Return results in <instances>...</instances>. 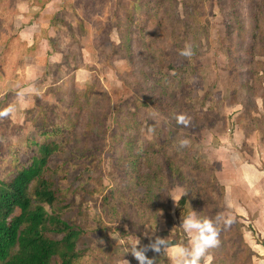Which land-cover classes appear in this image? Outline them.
<instances>
[{"label": "rangeland", "instance_id": "1", "mask_svg": "<svg viewBox=\"0 0 264 264\" xmlns=\"http://www.w3.org/2000/svg\"><path fill=\"white\" fill-rule=\"evenodd\" d=\"M186 43L191 59L179 55ZM247 47L253 57L244 55ZM29 88L39 94L18 96ZM261 97L264 0H0V110L16 107L0 119V181L30 163L31 142L61 127L48 138L59 149L44 177L61 195V219L82 230L75 264H138L124 251L136 237L142 246L157 236L188 245L181 220L205 208L206 217L240 219L257 263L263 250L256 245L264 247L257 220L264 183L253 179L257 166L264 169ZM181 113L190 127L176 124ZM182 138L191 143L179 149ZM138 177H148L145 186ZM113 188L119 195L106 200ZM174 197L206 206L179 208ZM146 255L170 264L166 253Z\"/></svg>", "mask_w": 264, "mask_h": 264}, {"label": "trees", "instance_id": "2", "mask_svg": "<svg viewBox=\"0 0 264 264\" xmlns=\"http://www.w3.org/2000/svg\"><path fill=\"white\" fill-rule=\"evenodd\" d=\"M254 38L256 39V36ZM244 55L253 57L255 53L252 48L247 47ZM248 66L249 63H244L241 68L246 69ZM261 99L264 101L262 97ZM76 103L77 100L74 99L71 107ZM60 129L59 125H54L50 133H43L45 137L43 143L31 142L35 150L32 151L30 163L18 168L9 181H0V264H55V259L60 261L59 264H75L80 257L76 251V242L82 230L61 219L59 213L65 208L61 205V195L51 189L52 184L44 177L50 157L59 149L58 143L48 138L56 136ZM165 142L166 140L158 145L161 146L159 150L166 146ZM191 160L197 166L201 163L193 157ZM201 171H207V168L203 167ZM212 177L209 175L206 181H213ZM145 179L138 177L137 181L142 180L138 184L145 186ZM192 185L189 189L195 194V187ZM220 189L221 207L224 208L225 188L221 186ZM117 195H119L118 191L113 188L109 191L106 200H113ZM187 202L193 209L200 205L206 206V203L198 204L184 197L180 198L177 206L181 208ZM46 207H49L50 213L47 212ZM210 212L209 208H205L198 215L206 217ZM243 229V224L237 218V222H233L230 228L221 232L220 246L210 250V254L214 257L213 264H252L254 253L245 243ZM48 233L60 235L62 239L52 240L47 237ZM231 241L234 244V255H231L232 247L228 245ZM236 250L241 253L237 254Z\"/></svg>", "mask_w": 264, "mask_h": 264}, {"label": "clouds", "instance_id": "3", "mask_svg": "<svg viewBox=\"0 0 264 264\" xmlns=\"http://www.w3.org/2000/svg\"><path fill=\"white\" fill-rule=\"evenodd\" d=\"M179 55L184 58L191 59L195 52L191 44L186 43L183 49L179 50ZM26 93L39 94L35 88L25 89L18 93V96L23 98ZM16 112L15 105H8L0 110V119L9 118ZM176 124L183 128L191 126L192 118L187 114L181 113L175 117ZM148 133L154 134L155 127L148 126ZM191 141L188 138H182L178 143V148L183 149L190 145ZM187 193H183L186 195ZM181 197L172 198L175 202ZM223 222V227H221ZM234 222V218L229 216L224 218L221 215L216 217H201L192 210L187 216L181 220L180 228L189 234V244H169L167 238L155 237L148 245H141V240L136 237L130 247L124 249L125 254L130 253L138 264H156L155 258H149L146 253L151 250L154 253H166L169 257L170 264H213L214 257L210 254V250L220 246V234L223 230H227ZM113 227H116L114 225ZM127 230V227L125 228ZM117 236H121L116 232ZM154 235V234H153ZM148 236V233H145ZM101 245L104 244L103 240H97ZM121 245H125V239L119 240ZM123 264H130V261L123 259Z\"/></svg>", "mask_w": 264, "mask_h": 264}, {"label": "crops", "instance_id": "4", "mask_svg": "<svg viewBox=\"0 0 264 264\" xmlns=\"http://www.w3.org/2000/svg\"><path fill=\"white\" fill-rule=\"evenodd\" d=\"M50 7V6H49ZM48 7V8H49ZM50 9V8H49ZM48 9V10H49ZM249 167V166H248ZM250 168V167H249ZM255 168V167H254ZM263 168H260V167H258L257 166V168H255V170L256 171H258V173L256 172V175H255V178H253V179H255V181H259L260 183H264V177L262 178L261 176L262 175H264V169L262 170ZM257 189H259V188H257ZM256 189V190H257ZM226 204V203H225ZM242 209V208H241ZM238 215H240V213L238 214ZM242 216H244V215H242ZM260 218V217H259ZM258 221H259V224L258 225H260V226H264V218L261 220V219H257ZM259 233L260 234H263V232L260 230L259 231ZM256 247L257 248H262V250H263V254L262 253H259L257 256H258V258H257V263H253V264H264V247H263V245H259L258 243H257V245H256ZM168 257V256H167ZM169 262H170V260H169Z\"/></svg>", "mask_w": 264, "mask_h": 264}]
</instances>
